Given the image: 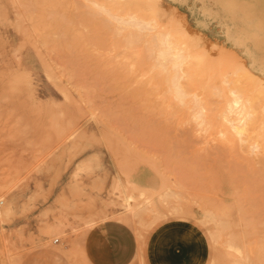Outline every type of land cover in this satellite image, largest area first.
<instances>
[{
  "label": "rangeland",
  "instance_id": "374dc122",
  "mask_svg": "<svg viewBox=\"0 0 264 264\" xmlns=\"http://www.w3.org/2000/svg\"><path fill=\"white\" fill-rule=\"evenodd\" d=\"M102 1L0 0V264H80L100 245L95 226L123 211L129 196L141 211L129 224L141 252L131 264H235L230 245L241 236L242 248L264 251V177L258 175L264 173V125L244 131L253 144L244 140L229 127L233 116L222 115L220 98L221 81L241 64L264 84V47L255 45V36L264 45V27L255 24L264 21V0ZM130 21L146 23L149 31L135 23L132 30ZM157 32H171L170 46L179 45L188 54L186 66L197 68L199 79L176 72L189 109L174 98L185 93L173 92L178 82L173 77L172 86L170 61H157V48L169 39L160 41ZM231 53L241 61L233 62ZM191 54L203 57L197 60L203 65L194 57L192 63ZM261 103L252 118L263 120ZM241 145L260 152L246 154ZM250 167L260 180L249 178ZM207 210L215 221L203 218Z\"/></svg>",
  "mask_w": 264,
  "mask_h": 264
},
{
  "label": "bare ground",
  "instance_id": "6f19581e",
  "mask_svg": "<svg viewBox=\"0 0 264 264\" xmlns=\"http://www.w3.org/2000/svg\"><path fill=\"white\" fill-rule=\"evenodd\" d=\"M60 1V3H61V0H59ZM63 1V0H62ZM65 1V0H64ZM97 1V0H96ZM109 1V0H108ZM116 1H118V0H116ZM131 1V0H130ZM71 2V1H70ZM76 2V1H75ZM80 2H81V0H80ZM83 2V1H82ZM86 2V1H85ZM88 2V1H87ZM89 2H90V0H89ZM93 2H94V0L92 1V3L91 4H93ZM101 2H103L102 0H101ZM120 2V1H119ZM177 2V1H176ZM243 1H240L239 0V2H238V4H241ZM245 2V1H244ZM67 3H69V2H67ZM99 3V2H98ZM123 3H125V2H123ZM245 3H247V2H245ZM244 3V4H245ZM62 4V3H61ZM63 4H65V2L63 3ZM70 4V3H69ZM80 4V3H79ZM97 5V2H95L94 3V5ZM118 4V3H117ZM116 4V5H117ZM121 4V3H120ZM119 4V6L117 7L116 5H115V7L116 8H119V7H121V8H123L124 9V6L122 5H120ZM179 4H181V3H179ZM183 4V3H182ZM100 5H102V4H100L99 3V6ZM111 5V4H110ZM135 5V4H134ZM98 6V5H97ZM98 6V7H99ZM108 6H109V4H108ZM108 6H106L105 7V11H107V7ZM126 6V10H127V12L128 13H126L125 15H127V17L129 16V12L131 13L132 11H128V9H127V6H131L130 4L128 5H125ZM136 6V5H135ZM103 7H104V5H103ZM112 7H114L113 5H112ZM111 6H109V8H112ZM114 7V9L112 8V11H115L116 10V8ZM134 7V6H133ZM137 7V6H136ZM97 8V7H96ZM107 8V9H106ZM120 8V9H121ZM99 9V8H98ZM98 9H96L97 11H99V12H101V7H100V9L101 10H98ZM104 9V8H103ZM134 9H135V7H134ZM118 10L119 9H117V12H118ZM126 10H123V11H126ZM241 10V9H240ZM109 11V10H108ZM111 11V10H110ZM111 11V12H112ZM123 11H121V13L123 12ZM104 12V11H103ZM157 12V11H156ZM243 14H245L246 12H245V10L243 9V11H241ZM120 13V14H121ZM143 13V12H142ZM141 13V14H142ZM117 14V13H116ZM135 14V13H134ZM178 14V13H177ZM124 15V16H125ZM139 15H140V13H139ZM174 14H172V16H173ZM114 16V15H113ZM121 16V15H120ZM123 16V15H122ZM132 16H134V15H132ZM146 16L148 17L149 15L146 13ZM145 16V17H146ZM114 17H116V16H114ZM137 17H139L138 15H137ZM136 16H135V18L133 17L132 19H133V21H134V19L135 20H139V19H143V21L144 22H146L147 21V19L145 20V18H143L144 17V14H143V17L141 16V18H139V19H136L137 18ZM151 17V16H150ZM149 17V18H150ZM123 17H121V18H119V20L120 19H122ZM124 18H126V17H124ZM129 18H131V16H129ZM173 18H174V16H173ZM116 20H118V19H116ZM115 20V21H116ZM119 20H118V22L116 21V24H119L120 25V22H119ZM123 20V19H122ZM149 20V19H148ZM124 21H125V19H124ZM124 21H122V22H124ZM136 21V22H137ZM140 21V20H139ZM246 21V24H247V26L250 24V22H249V20H245ZM144 22H139L138 24L137 23H135V22H131L130 21V23H131V27H132V23H135L136 25H134L133 24V26H141V25H143V23ZM158 22L159 21H157V24H158ZM125 23V22H124ZM130 23L128 24V26H130ZM146 24V23H145ZM143 25V26H141V27H144V29H147L148 28V26L146 27V25ZM161 24V23H160ZM259 28H263L264 27V21L262 20L261 21V19H258V22L257 23H255ZM123 25H126V23L125 24H123ZM147 25H148V23H147ZM155 25H156V23H155ZM162 26V25H161ZM247 26H246V28H247ZM121 27H122V24H121ZM120 27V28H121ZM140 27V28H141ZM146 27V28H145ZM157 27H158V25H157ZM165 27V25L163 26V28ZM118 28H119V26H118ZM133 28V27H132ZM172 28V27H171ZM178 28V27H177ZM139 29V28H138ZM155 29V28H154ZM121 30L123 31V27L121 28ZM130 30V29H129ZM132 30H135L134 28L132 29ZM139 30H143V28H141V29H139ZM148 31H149V28L147 29ZM158 30V29H157ZM163 31H164V29H162ZM181 30V29H180ZM120 31V30H119ZM131 31V30H130ZM130 31H129V35H130ZM137 32H138V30H136ZM145 31V30H144ZM166 31V30H165ZM136 33V32H135ZM147 33V32H146ZM158 33V32H157ZM157 33L155 34V36L157 35ZM163 34L165 33V32H162ZM162 33H158V34H160V41H162L161 39H165V38H169L170 36H171V32H170V34L169 33H167V34H169V35H167V37L165 36V38H163L164 36H163V34ZM174 33V32H173ZM131 34H132V32H131ZM133 34H134V32H133ZM150 34V33H149ZM175 34V33H174ZM181 34V33H180ZM135 35H140V34H135ZM134 35V36H135ZM163 37H162V36ZM133 36V35H132ZM178 36H180V35H178ZM137 37V36H136ZM153 37V36H152ZM173 37H175V36H173ZM182 37V36H181ZM256 37V39H257V41L255 42L256 44L255 45H259L260 47H264V45H263V42L262 41H260L257 37L258 36H255ZM127 38V37H126ZM126 38L124 39V40H126ZM129 38V37H128ZM130 38H131V36H130ZM155 38V37H154ZM156 38H158V37H156ZM156 38H155V40L154 41H156ZM158 38V39H159ZM171 38V37H170ZM165 39L167 42H165V41H163L164 42V45H162L163 43H160V46L162 45V48H165V49H161V47H160V49H158L157 47V50H161V52L160 53H162V55H164V56H167L168 58H167V60H166V57H165V59L164 58H162L163 56L162 55H158V56H160V58H162L163 59V61H160V58L158 59L157 58V55L155 56L157 59V61H158V63L159 62H162V63H167V61H170L169 63H171V66H170V70H172L173 69V71H172V73H170L171 74V77H172V79H173V81H172V86L174 85L175 86V83L174 82H176V79L175 78H173V77H176L177 75V77H179V74H176V72H178L177 71V67H178V70H180L182 73L181 74H183V75H185L184 77H189V78H193V77H198L199 75H198V73H196L197 72V68L196 67H192L191 65L190 66H186L187 65V63L186 62H184L183 60H184V58L188 55V54H182L180 51H178V47L177 46H179V45H177V46H175L174 48H172L171 46H170V43L172 42V40H174V39ZM216 39V38H215ZM168 40H169V42H168ZM179 40V39H178ZM177 40V41H178ZM182 40V39H181ZM180 40V41H181ZM127 41V40H126ZM179 41V42H180ZM157 42V41H156ZM174 42V41H173ZM171 43V44H174V43ZM178 42V43H179ZM129 43V42H128ZM155 43V42H154ZM166 43H167V45H166ZM175 43H176V41H175ZM130 44V43H129ZM157 44H159V43H156V44H154L155 46H158ZM149 46V45H148ZM150 46H151V44H150ZM166 46V47H165ZM181 46H183V45H181ZM208 46V45H207ZM215 46V45H214ZM221 46V45H220ZM159 47V46H158ZM184 47V46H183ZM175 48L177 49V50H175ZM150 49V48H149ZM174 49V50H173ZM223 49H225V48H223ZM152 50V49H151ZM188 50V49H187ZM263 50H264V48H263ZM190 51V50H189ZM227 52V51H226ZM157 53V52H156ZM147 54V53H146ZM157 54H159V53H157ZM206 54V53H205ZM222 54H223V52H222ZM228 54V53H227ZM130 55V54H129ZM132 55V54H131ZM149 55H151V53L149 54ZM153 55H155V53L153 54ZM152 55V56H153ZM193 55H194V53H193ZM202 55H204V54H202ZM202 55H200V56H202ZM151 56V57H152ZM162 56V57H161ZM195 56V55H194ZM194 56H192V54H191V56L189 57L190 59H191V62L193 63V60H194V62H196L198 65H199V62H203V61H197L198 59L199 60H203V57H197V59L194 57ZM224 56V55H223ZM232 57V58H235V60H233V62H238V61H241L240 60V57H239V55H237V54H234V57H233V55H232V53H231V55H229V57ZM251 56V55H250ZM149 57V56H148ZM150 57V58H151ZM192 57V58H191ZM193 57H194V59H193ZM252 57V61L254 62V63H257V58L254 56H251ZM129 58H130V56H129ZM200 58H202V59H200ZM231 58V59H232ZM188 59V58H187ZM187 59H185L186 61H187ZM217 59V58H216ZM131 60V59H130ZM130 60H128L127 62H129ZM152 60H154V59H152ZM156 60H154V63L155 62H157ZM149 61V60H148ZM166 61V62H165ZM188 62V61H187ZM206 62V61H205ZM208 62V61H207ZM219 62V61H218ZM228 62V61H227ZM262 62L264 63V58L262 59ZM130 63V62H129ZM152 63V62H151ZM157 63V65H159L160 67L162 66V64L160 63V64H158ZM184 63H186L185 64V67H183V65H184ZM188 63V64H189ZM211 63H213V62H211ZM229 63H230V61H229ZM232 63V62H231ZM239 63V62H238ZM131 64V63H130ZM129 64V65H130ZM164 64V66H165V68L167 67L166 65ZM214 64V63H213ZM228 64V63H227ZM233 64V63H232ZM128 65V64H127ZM126 65V66H127ZM197 65V67H199V69H200V66H198ZM201 65H203V63L201 64ZM130 66H132V65H130ZM226 66V65H225ZM233 66H235L234 64H233ZM203 67V66H202ZM206 67V66H205ZM213 67V66H212ZM236 67V66H235ZM231 68L232 69V72L231 73H233V77L230 79V80H227V78L229 77L230 78V74L228 73V77H226V73H225V76L224 77H226V79L224 78V80H222L221 82H222V92H221V96H220V98H222L221 100H222V102H223V105L222 106H224V111H223V116H225V119H226V116H227V114H228V116H233L231 119H230V128L233 130V131H235V133L236 134H240V135H242L243 136V138H244V140L246 139V138H250L249 136H250V134L249 133H245L244 131H246V130H251V131H253V130H255L256 128H257V130L259 129L258 128V126H260V128H262L261 127V125H264V117H263V120L261 119V118H254L255 116L257 117V111L255 112V108H254V106L256 107L257 105L256 104H262L261 102H264V84H263V81H262V79H261V77L258 75V74H256L254 71H252L248 66H246L245 64H241L239 67L237 66V68ZM127 69H130L129 67H126ZM125 68V69H126ZM152 68H154V67H152ZM164 67L162 66V69H163ZM158 69H159V67H158ZM166 69H168V68H166ZM225 69V68H224ZM229 69V68H228ZM230 69V70H231ZM131 70V69H130ZM136 70H138V69H136ZM160 70V69H159ZM128 71V70H127ZM152 71H153V69H152ZM166 70L165 69H163V72H165ZM175 71V72H174ZM138 72V71H137ZM144 72V71H143ZM167 72H169V71H167ZM189 74H188V73ZM127 73V72H126ZM125 73V74H126ZM128 73H129V71H128ZM150 73H151V71H150ZM160 73V72H159ZM185 73V74H184ZM188 75H187V74ZM125 74H124V77H127V76H125ZM146 74H147V72H146ZM161 74V73H160ZM167 74V73H166ZM145 75V74H144ZM148 75V74H147ZM183 75H182V77H183ZM187 75V76H186ZM129 76V75H128ZM167 78L166 79H168V77H170V75L169 76H166ZM170 77V78H171ZM176 77V78H177ZM182 77H181V79H182ZM129 78H131V73H130V76H129ZM136 78H138V77H136ZM228 78V79H229ZM141 79V78H140ZM150 79V78H149ZM171 79V80H172ZM175 79V80H174ZM179 78H177V82L179 83H177V86H176V88L174 89L175 91H173V92H175V93H177L178 91H176V89H178V90H182L184 93L186 92V91H184V90H186L185 88L186 87H184V90H183V86L181 85V83L179 82V81H182V80H178ZM188 79V78H187ZM186 79V80H187ZM198 79H199V77H198ZM202 79V78H201ZM143 79H141V81H142ZM169 81H170V79H168ZM168 80H165V81H168ZM184 80V79H183ZM138 81H140L139 80V78H138V80H136L135 82H138ZM140 81V82H141ZM146 81V80H145ZM148 81V80H147ZM188 81V80H187ZM139 82V83H140ZM149 82V81H148ZM148 82H144V84L145 83H147L148 84ZM127 83H129V82H127ZM169 83V82H168ZM167 83V84H168ZM174 83V84H173ZM142 84H143V82H142ZM166 84V85H167ZM170 84V83H169ZM168 84V85H169ZM148 85H150V84H148ZM167 85V86H168ZM179 85H181V86H179ZM152 86V85H151ZM141 87H142V85H141ZM150 87V86H149ZM178 87H181L182 89H180V88H178ZM147 88H148V86L145 88L146 90H147ZM154 88H158L157 86H155ZM153 88V89H154ZM170 90H171V88L170 87H168ZM142 89V88H141ZM152 89V88H151ZM150 89V90H151ZM152 89V90H153ZM155 89V91L154 92H158V90H156ZM159 89V88H158ZM195 89H197L196 87H195ZM200 89V88H199ZM217 89V88H216ZM146 90H144L145 92H146ZM151 90V91H152ZM209 90V89H208ZM196 91V90H195ZM201 92V96H202V91H200ZM200 92H198V93H200ZM206 93H207V95H208V93H209V91L207 92V91H205ZM141 93H143V89H142V92ZM149 93H151L150 91H149ZM148 92L147 93H145L146 95H148L149 94ZM153 93V92H152ZM152 93H151V95H152ZM160 93V92H159ZM158 93V94H159ZM167 93H168V90H167ZM166 93V94H167ZM179 93L181 94L180 96H179ZM188 94H189V92H187ZM193 93V92H192ZM191 93V94H192ZM219 94H220V90H219V92H218ZM156 95H157V93H155ZM183 93H181V92H178L177 93V95H175L174 96V98H177V97H179V98H177L176 99V101L178 100V105H179V103H180V106L182 105V101L180 100V99H182L181 98V96H184L185 98H183V99H186V95H188V94H184V95H182ZM194 94H196V92L194 93ZM211 94V93H210ZM219 94H217V95H219ZM139 95H142V94H139ZM150 95V94H149ZM169 96L171 95V94H168ZM217 95H214V93H212V97H210V98H213L214 96H217ZM159 96H161L162 97V95H160L159 94ZM193 96H196V95H193ZM198 96V95H197ZM196 96V97H197ZM205 96V94L203 93V97ZM148 97V96H147ZM146 96H145V98H147ZM152 97H156V96H153L152 95ZM198 97H200V96H198ZM198 97H197V99H198ZM206 97V96H205ZM150 98V97H149ZM157 98L159 99L160 97H158V95H157ZM166 98V97H165ZM190 98H192V97H190ZM195 98V97H194ZM194 98L192 99V100H194ZM156 99V98H155ZM158 99H156L157 101H158ZM161 99V98H160ZM182 99V100H183ZM218 99H219V97H218ZM155 100V101H156ZM171 100V99H170ZM175 100V99H174ZM173 100V101H174ZM199 100L200 99H198V102H199ZM212 100V99H211ZM150 101H151V99H150ZM155 101H153L152 100V103H153V105H154V102ZM156 101V102H157ZM164 101H166V99L164 100ZM180 101V102H179ZM184 101V100H183ZM202 101H205V100H203V99H201V102ZM156 102H155V107H156ZM161 102H162V100H161ZM195 103H197L196 101H194ZM205 102H207V101H205ZM160 103V102H159ZM165 103V102H164ZM168 103V102H167ZM172 103V102H171ZM184 103V102H183ZM200 103V102H199ZM209 104H210V102H208ZM166 104V103H165ZM165 104H164V106H165ZM185 105H182V106H186L187 107V105H186V103H184ZM206 104V103H205ZM160 105V104H159ZM203 105H204V103H203ZM207 105V104H206ZM206 105H204V106H206ZM211 105V104H210ZM210 105H207V106H210ZM153 106V107H154ZM164 106H162V107H164ZM180 107L181 109L182 108H184V107ZM206 106V107H207ZM217 106V105H216ZM158 107V106H157ZM160 107H161V105H160ZM168 107V106H167ZM170 107V106H169ZM194 107V106H193ZM192 107V108H193ZM200 107V106H199ZM199 107H198V110H201V111H198V113H202V116H203V114L205 115V114H207V112H205V113H203L202 112V109H199ZM258 107H259V105H258ZM177 108V107H176ZM208 108V107H207ZM165 109V108H164ZM163 109V110H164ZM168 109V108H167ZM166 109V110H167ZM178 109V108H177ZM180 109V110H181ZM187 109H189V107H187ZM216 109V108H215ZM219 109V108H218ZM260 109H262L261 107H260ZM169 110H171V109H169ZM194 110V109H193ZM193 110L191 111V113L193 112ZM214 109H212V111H213ZM165 111V110H164ZM178 111V110H177ZM211 111V110H210ZM263 111H264V105H263ZM166 112V111H165ZM176 112V111H175ZM182 112V111H181ZM208 112H209V110H208ZM255 112V114L253 115L252 113H254ZM171 113V112H170ZM178 113H180V111H178ZM183 114H184V112H182ZM173 115L172 116H175L174 115V112L172 113ZM193 114V113H192ZM226 114V115H225ZM198 115V118H199V114H197ZM252 115L254 116L253 118H252ZM263 115V114H262ZM195 115L193 114V116H191V117H193V120H195L194 117ZM201 115H200V117H202ZM258 116L259 117H261V115H259L258 114ZM208 117V116H207ZM206 117V118H207ZM197 118V120H199ZM203 118H205V117H203ZM192 120V119H191ZM196 120V121H197ZM209 120H210V117H209ZM219 120V119H218ZM228 120H229V118H228ZM196 121H194V123L196 122ZM203 121H205L204 119H203ZM211 121V120H210ZM202 122V121H201ZM226 122H228L227 120H226ZM201 124H203V123H201ZM218 124H219V122H218ZM221 124V123H220ZM192 125V124H191ZM204 125H205V123H204ZM197 127L196 128H198V126L199 125H196ZM202 126V125H201ZM208 126H210L209 124H208ZM208 126H207V128H208ZM220 126V125H219ZM201 128V127H200ZM224 128V127H223ZM204 129H206V128H204ZM203 129V130H204ZM209 129H210V127H209ZM216 129V128H215ZM214 129V131L213 132H216V133H218L216 130ZM220 129H221V131H222V128L220 127ZM225 129V131L227 130L226 129V127L224 128ZM223 129V130H224ZM207 130V129H206ZM211 131H212V129H211ZM256 131V130H255ZM259 131H261V130H259ZM224 132V131H223ZM222 132V133H223ZM245 133V134H244ZM253 133H254V131H253ZM263 133V135H264V131L262 132ZM230 133L228 132V135H227V137L228 136H231V135H229ZM248 135L249 134V136L248 137H246L245 135ZM260 134V133H259ZM253 135V134H252ZM241 136V137H242ZM255 136V135H254ZM260 136V135H259ZM239 138V140L242 142V138ZM246 137V138H245ZM222 138V137H221ZM233 138V140H235L234 139V137H232ZM262 138V137H261ZM264 138V137H263ZM229 139V138H228ZM231 139V138H230ZM230 139H229V143L231 142L230 141ZM242 139V140H241ZM247 139V140H248ZM259 139V138H258ZM222 141H223V139H221ZM244 140H243V142H244ZM251 140H252V138H251ZM249 141V143H252L253 144V140L252 141H250V139L248 140ZM261 141H263V140H261ZM224 142V141H223ZM228 143V145H230ZM259 143H260V141H259ZM255 144V143H254ZM263 144V143H262ZM234 145V144H233ZM261 145V144H260ZM231 146V145H230ZM242 147L244 146V148H246L247 149V147L245 146V145H241ZM264 146V145H263ZM254 147H256V145L254 146ZM258 147V146H257ZM249 148H251V150L250 149H247V150H250V152L248 151L247 153L246 152H244L243 151V154L244 153H246V154H249V153H251V155H252V153H254V152H256L255 150H257V151H259V149H255V150H252V146L251 147H249ZM264 148V147H263ZM237 148H235V150H236ZM264 150V149H263ZM260 152V151H259ZM236 154V153H235ZM257 154H259V153H257ZM240 156V155H239ZM261 156V155H260ZM259 156V157H260ZM264 156V155H263ZM253 157V156H252ZM259 157H258V159H257V161L259 162L260 160H261V164H262V156L260 157V159H259ZM234 158V157H233ZM242 159H243V157L241 158V161H242ZM253 159H256V158H254L253 157ZM236 160V159H235ZM235 160H233L234 162H235V164H237L238 162H237V160L235 161ZM246 161V160H245ZM237 162V163H236ZM258 162H257V164H258ZM247 163V162H246ZM232 164H234V163H232ZM234 164V165H235ZM244 164V163H243ZM250 164V163H249ZM259 164H260V162H259ZM260 164V165H261ZM239 165V164H238ZM242 165V164H241ZM260 165H257V166H259L260 168H261V166ZM231 167H233L232 165H231ZM237 167V166H236ZM235 167V169H239V170H241V168L242 167H240V166H238V167H240V168H236ZM243 167H245L244 165H243ZM263 167V166H262ZM248 168V167H247ZM253 168V167H252ZM259 168V169H260ZM233 170V172L235 171L236 172V170ZM243 169V168H242ZM257 169H258V167H257ZM258 169V170H259ZM238 170V171H239ZM262 170H264L263 168H262ZM243 171V170H242ZM247 171H248V169H247ZM245 169H244V171H243V173H245V172H247ZM260 171V170H259ZM240 172V171H239ZM248 172H250L249 173V178L250 177H255L254 175L256 174V173H254V175H253V173H251V172H254V171H251V167H250V171H248ZM255 172H258V171H255ZM264 172V171H263ZM237 173V172H236ZM259 173V172H258ZM235 174V173H234ZM246 174V173H245ZM253 176H252V175ZM261 174V176L262 177H264L263 176V174L260 172L258 175H260ZM239 175V174H238ZM238 175H236V176H238ZM242 175V177L243 176H245L244 174H241ZM240 175V176H241ZM245 177H247V176H245ZM257 177H260V176H257L256 175V177H255V179H259L260 180V178H257ZM241 178V177H240ZM244 178V177H243ZM254 179V178H253ZM262 182H263V180H261ZM123 202V201H122ZM122 202H121V205H122ZM123 206H124V210L123 211H120V212H117V213H114V214H112L111 215V217L109 218V219H116V220H120V221H123V222H125V223H127V224H130V223H132L131 222V220L134 218V217H136V216H139L140 214H141V211H140V206L139 205H137V204H135V203H133V196H129V197H127L126 199H124V203H123ZM147 205H145V206H142V208L143 209H141V210H145V209H147ZM149 210V209H148ZM211 210V209H210ZM212 211V210H211ZM211 211H209V210H207L206 212H204V214H203V218L206 220V221H213L214 219H215V217H214V215H215V213H214V215H213V213L211 212ZM159 214L157 213V215H155L153 218L155 219L154 221H156V219H158L159 218ZM104 217H106L105 215H104ZM109 217V216H108ZM142 219V218H141ZM140 219V220H141ZM162 219V218H161ZM217 219H218V217H217ZM160 220V219H159ZM215 221V220H214ZM135 222V221H134ZM137 222V221H136ZM215 223V222H214ZM216 223H217V221H216ZM217 228V227H216ZM219 229V228H218ZM245 236V235H244ZM246 238H247V236H246ZM250 238V237H249ZM247 240V239H246ZM249 240V239H248ZM247 240V241H248ZM260 240V239H259ZM141 241V240H140ZM253 242V241H252ZM262 242V240H260V242L258 241V246H259V243H261ZM241 243L242 244H244L245 243V240L243 239V237L241 236V238L239 239V244L238 245H230V247H232V250H233V254L235 255V258H236V261H235V264H264V251H262V250H252V249H244V248H242L241 247ZM254 243V242H253ZM263 243V242H262ZM261 243V244H262ZM233 244V243H232ZM141 246V245H140ZM244 246V245H243ZM262 245H260V247H261ZM79 247V246H78ZM253 247V246H252ZM246 248H248V246L246 247ZM261 248H264L263 246L261 247ZM139 253H141L140 252V248H139V250H138V255H140ZM141 256V255H140ZM79 263V262H78ZM132 263V262H131ZM81 264V263H80Z\"/></svg>",
  "mask_w": 264,
  "mask_h": 264
},
{
  "label": "crops",
  "instance_id": "0c3cea01",
  "mask_svg": "<svg viewBox=\"0 0 264 264\" xmlns=\"http://www.w3.org/2000/svg\"><path fill=\"white\" fill-rule=\"evenodd\" d=\"M94 233L100 245L98 249H88L86 255L79 259L81 264H131L138 256L139 242L132 225L107 219L95 226ZM92 243L88 237V246Z\"/></svg>",
  "mask_w": 264,
  "mask_h": 264
},
{
  "label": "built area",
  "instance_id": "2783aa9c",
  "mask_svg": "<svg viewBox=\"0 0 264 264\" xmlns=\"http://www.w3.org/2000/svg\"><path fill=\"white\" fill-rule=\"evenodd\" d=\"M55 242H59V238L55 240Z\"/></svg>",
  "mask_w": 264,
  "mask_h": 264
}]
</instances>
